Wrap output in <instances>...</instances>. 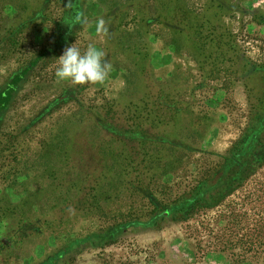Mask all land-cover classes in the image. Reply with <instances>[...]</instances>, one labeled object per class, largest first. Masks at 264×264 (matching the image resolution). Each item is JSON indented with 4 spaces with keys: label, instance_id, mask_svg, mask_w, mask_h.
Returning <instances> with one entry per match:
<instances>
[{
    "label": "rangeland",
    "instance_id": "374dc122",
    "mask_svg": "<svg viewBox=\"0 0 264 264\" xmlns=\"http://www.w3.org/2000/svg\"><path fill=\"white\" fill-rule=\"evenodd\" d=\"M65 1L42 6L43 0H0V86L50 45ZM183 1L199 12L209 3ZM230 1L243 9L225 13L224 25L246 56L264 64V22L255 18L264 19V0ZM108 3L118 4L123 18L118 12L107 20L112 10L100 0H87L88 21L68 47L102 49L112 65L109 78L103 84L58 82L55 70L63 52L42 60L0 123V264H41L77 238L121 222L147 220L155 211L150 198L126 188L119 171L99 175L97 160L131 158L128 148L87 111L122 98L139 99L150 78L182 103L179 131L193 149L164 150L165 161L147 180L166 205L218 169L248 127L252 105L233 63L223 61L206 78L166 25L154 23L146 35L138 12L126 7L132 0ZM31 5L44 7L43 15L22 26L13 39V26L33 16ZM149 5L154 14L156 0ZM100 20L105 30H98ZM137 47L150 54L146 76L137 66ZM70 86L83 87L79 101L46 110ZM57 264H264V165L213 209L185 221L130 228L106 245L79 246Z\"/></svg>",
    "mask_w": 264,
    "mask_h": 264
},
{
    "label": "trees",
    "instance_id": "16d2710c",
    "mask_svg": "<svg viewBox=\"0 0 264 264\" xmlns=\"http://www.w3.org/2000/svg\"><path fill=\"white\" fill-rule=\"evenodd\" d=\"M49 2L50 0H43L42 6ZM86 2L87 0L65 1L64 16L58 23L50 45L34 56L29 63L13 72L0 86V123L39 63L42 60L57 58L87 23ZM100 2L112 10L111 14L107 15V20L109 16L115 17L118 12L123 18L125 11L119 10L118 4H110L108 0ZM132 2L126 7L138 12L144 33L147 35L149 27L154 23L166 25L172 31L176 44L181 43L190 50L206 78L219 70L223 61H229L236 66L240 79H244L246 83L252 105L250 122L242 137L223 156L218 169L200 181L192 191L166 205L153 195L147 180H151L157 174L160 165L165 161L162 160L164 150L193 149L179 131L181 115L185 110L182 103L150 78L149 81H145V94L139 99L122 98L117 102H108L91 112L87 111L101 129L128 148L131 158L97 160L99 175L103 177L107 172L119 171L126 188L150 198L156 209L147 220L121 222L77 238L41 264H57L72 250L85 244L103 246L111 243L130 228H154L168 219L185 221L201 210L213 209L243 186L248 178L264 165V64H259L246 56L236 35L223 23L224 14L241 9L240 4L230 0H209L204 12H199L191 9L183 0H156L155 13L152 14L149 0ZM43 8L36 10L31 5L29 11L33 16L29 21L27 19L16 27L13 26L10 30L11 37L14 39L22 26H27L28 22L41 17ZM255 18L260 23L264 22L259 15ZM109 39L111 38L108 36ZM137 55H140L135 58L139 71L142 72V76H146L148 72L145 69L151 62L147 55L150 54L146 55L138 48ZM82 89L80 86L65 88L46 110H52L73 100L79 101ZM82 106L86 109L84 104ZM150 147H154L151 149L154 153L150 152ZM88 174L90 173L85 176ZM82 181L84 182L85 178Z\"/></svg>",
    "mask_w": 264,
    "mask_h": 264
},
{
    "label": "clouds",
    "instance_id": "9594fccd",
    "mask_svg": "<svg viewBox=\"0 0 264 264\" xmlns=\"http://www.w3.org/2000/svg\"><path fill=\"white\" fill-rule=\"evenodd\" d=\"M98 30H105L103 20L99 21ZM111 71L112 65L102 49L89 45L82 52L74 43L58 57L55 76L58 82L68 81L78 85L103 84Z\"/></svg>",
    "mask_w": 264,
    "mask_h": 264
},
{
    "label": "crops",
    "instance_id": "0c3cea01",
    "mask_svg": "<svg viewBox=\"0 0 264 264\" xmlns=\"http://www.w3.org/2000/svg\"><path fill=\"white\" fill-rule=\"evenodd\" d=\"M158 55V53L156 51L153 52V58H154V66H156V63H155V57ZM164 59L165 61H167L169 59V55L166 54L164 55Z\"/></svg>",
    "mask_w": 264,
    "mask_h": 264
}]
</instances>
